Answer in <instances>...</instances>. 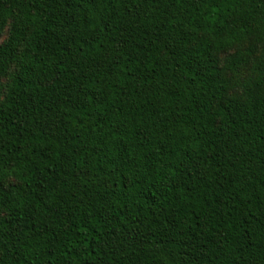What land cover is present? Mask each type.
<instances>
[{"label":"trees","instance_id":"trees-1","mask_svg":"<svg viewBox=\"0 0 264 264\" xmlns=\"http://www.w3.org/2000/svg\"><path fill=\"white\" fill-rule=\"evenodd\" d=\"M0 264H264V0H0Z\"/></svg>","mask_w":264,"mask_h":264}]
</instances>
